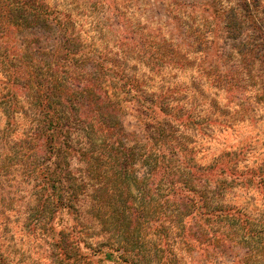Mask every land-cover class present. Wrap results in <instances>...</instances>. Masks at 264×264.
Segmentation results:
<instances>
[{"label": "rangeland", "instance_id": "1", "mask_svg": "<svg viewBox=\"0 0 264 264\" xmlns=\"http://www.w3.org/2000/svg\"><path fill=\"white\" fill-rule=\"evenodd\" d=\"M257 1L259 4L253 12L255 19L260 21L264 19V0ZM46 3L60 16L72 20L84 53L90 59L105 57L104 61L115 64L114 69L119 75L137 83L136 89L131 86L134 92L138 90L140 96H148L149 100L157 99L160 93L167 94L172 106L177 105L195 119L185 136L186 141H192L187 151L189 164L201 171L204 168L210 171L214 165L224 163L238 173H259V169L264 168V159L261 158L264 156V91L259 87L264 78H260L258 65L248 64L247 56L242 54L245 52H238L236 48L244 35L226 40L223 24L218 21V13L233 7L235 0H46ZM131 9L135 12L129 14ZM162 30H169L177 46H187L194 56L203 54L201 66L204 61L208 62L202 68L203 79L190 75L194 66L201 67L195 60L178 58L167 44L160 42ZM145 57L146 63L158 69L156 75L167 65L178 69L181 78L163 79L157 84L151 77L145 79L142 74L138 77L139 69L129 66L128 61L136 58L144 62ZM90 63L79 69L73 66L71 69L62 68L64 77H68L69 92L77 90V83L89 73ZM221 87L230 94L228 104H221L216 98L218 93L211 91ZM48 95L53 103L59 100L55 94L53 97L50 93ZM132 106V102L122 98L123 111L118 119L126 132H137L139 128ZM56 110L63 118L68 112L62 106ZM36 111L29 105L11 120L0 108V131L5 132H0V264H113L104 259L102 253L97 256L89 253L101 247L113 248L111 245L124 247L122 243L129 233L139 238L141 246L146 244L150 248L141 264H158L160 247H166L163 252L167 254V264H187L185 258L174 250L177 245L173 239L174 229L170 230V237L164 234L159 237L154 232L158 225L155 220L145 227L143 221L139 231H130L127 223L123 227L121 221L126 220L122 219L121 213H116L118 210L114 205H110L115 199L118 201L117 195L109 198L107 210L100 212L96 211L98 206L94 209L90 191L73 199L75 205L70 202L72 207L67 211L46 198L30 171L31 159L40 151L38 140L33 148L22 145L23 140L32 136V129L42 125L43 117ZM75 128L73 133L77 135L78 126ZM205 160L209 162L203 163ZM68 164L67 169L76 173L78 168L85 167L86 162L81 166L74 158H68ZM238 165L243 168L238 169ZM213 173L214 177L217 175V179H226V182L225 189L212 197L211 204L234 209L235 217L240 220L245 214L252 230L246 234L244 230L233 235L229 232L226 234L230 235L217 240L210 236L209 242L215 245L212 254L211 251L201 254L196 249H187L178 241L179 251L186 253L195 264H264V208L249 211L248 200L239 199L238 191L261 192L258 180L238 179L236 183L230 175H219L218 169L213 168ZM209 188L211 191L213 184ZM115 204L118 206V202ZM50 225L56 232L62 231L59 242L48 234ZM63 249L66 254L62 253Z\"/></svg>", "mask_w": 264, "mask_h": 264}, {"label": "trees", "instance_id": "2", "mask_svg": "<svg viewBox=\"0 0 264 264\" xmlns=\"http://www.w3.org/2000/svg\"><path fill=\"white\" fill-rule=\"evenodd\" d=\"M257 4V0H235L233 7L218 13V21L223 24L226 40L244 35L242 43L233 46L245 52L242 54L247 56L248 64L258 65L260 78H264V19H255ZM104 58L90 59L72 20L60 16L46 0H0V108L11 120L29 105L43 117L42 125L34 127L32 136L22 145L33 148L38 140L40 151L35 152L29 166L31 177L46 198L67 211L75 205L73 199L90 191L94 209L98 206L96 211L100 212L108 208L109 198L117 195L118 201L113 200L118 206L115 202L110 205L126 220L121 221L123 227L127 223L130 231H139L143 221L145 227L155 220L158 225L154 232L159 237H170L174 229V240L201 254L214 253L210 236L217 240L238 230L250 233L253 226L248 216L238 213L240 220L234 209L211 204L226 182L214 177L213 168L219 170V175H230L236 183L238 179H257L261 192L264 168L259 173H238L224 163L214 165L210 171L189 164L187 151L192 141H186L185 136L195 119L177 105L172 106L167 94L160 93L157 99L149 100L138 90L134 92L131 86L136 89L137 83L119 75L115 64ZM89 62V73L77 83V90L69 92L68 77H64L62 68L79 69ZM259 87L264 91L263 79ZM49 93L59 100L53 103ZM122 98L133 104L137 132H126L118 119L123 111ZM60 106L68 109L65 118L56 110ZM76 125L78 134L74 135ZM68 158L86 165L71 173ZM185 218H191L189 224H185ZM48 230L59 242L62 231L56 232L51 225ZM139 241L129 233L122 243L124 247H101L89 255L102 253L113 264H141L150 248ZM160 248L158 264H167V254L163 252L166 247ZM62 253L66 254L65 249Z\"/></svg>", "mask_w": 264, "mask_h": 264}, {"label": "clouds", "instance_id": "3", "mask_svg": "<svg viewBox=\"0 0 264 264\" xmlns=\"http://www.w3.org/2000/svg\"><path fill=\"white\" fill-rule=\"evenodd\" d=\"M135 12V9H131L129 14H132ZM176 14V13H174ZM139 16V14H136ZM73 16L75 17V13H73ZM210 39V37H209ZM159 40L163 44H167L171 50L172 53L175 54L178 58L182 57L184 61H191L195 60L197 66H201V61L203 60V54H196L193 55L192 51L187 46H177V42L174 39V35L169 30H162L159 36ZM147 57L144 58V62L139 61L136 58H132L128 61L129 66L136 67L139 69L137 72V76L139 77L141 74L144 76L145 79L151 77L154 82L157 84L161 83L163 79L166 80H172L173 77H176L177 80L181 78V73H179L178 69L173 68L171 66L165 65L162 71H160L159 75H156V71L158 69H155L153 65H150L146 63ZM207 61H204V65L201 67L194 66L191 69L190 75L197 78V79H203L202 76V68L207 66ZM175 83L176 81H172ZM205 89L207 90V85H205ZM211 91L213 93H218L216 96L217 100L221 102V104H228L227 97L230 95L226 88H212ZM206 107V105H205ZM264 159V156L261 157ZM208 160L203 161V163H208ZM134 167H138V165H135ZM243 165H238V169H242ZM235 178V177H234ZM240 191V197L239 199H247L248 200V210L251 211L252 208H264V192H258L256 190H250V191H244V190H238ZM191 218H185V224H189ZM174 250L177 251L178 256H183L185 260L187 261V264H195V261L188 257L186 253L179 251V242L177 241V245L175 246Z\"/></svg>", "mask_w": 264, "mask_h": 264}]
</instances>
